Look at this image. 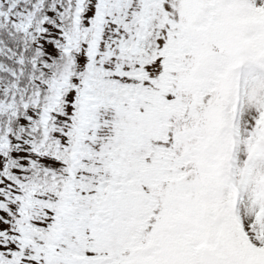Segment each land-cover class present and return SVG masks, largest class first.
<instances>
[{"label":"snow or ice","instance_id":"1","mask_svg":"<svg viewBox=\"0 0 264 264\" xmlns=\"http://www.w3.org/2000/svg\"><path fill=\"white\" fill-rule=\"evenodd\" d=\"M0 264H264V0H0Z\"/></svg>","mask_w":264,"mask_h":264}]
</instances>
